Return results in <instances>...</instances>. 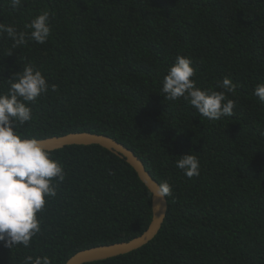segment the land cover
Masks as SVG:
<instances>
[{
	"label": "trees",
	"instance_id": "16d2710c",
	"mask_svg": "<svg viewBox=\"0 0 264 264\" xmlns=\"http://www.w3.org/2000/svg\"><path fill=\"white\" fill-rule=\"evenodd\" d=\"M49 12L46 43L14 46L0 34V93L25 65L42 71L49 91L29 106L33 119L14 130L37 139L104 134L134 151L161 184L168 212L147 245L86 264H264V0H0V23L25 25ZM178 56L196 86L235 84L231 116L209 120L162 82ZM55 85V90H52ZM192 152L200 175L176 167ZM66 173L47 198L31 245L0 242V264L47 255L66 264L77 252L130 241L152 221V194L125 159L99 145L51 151Z\"/></svg>",
	"mask_w": 264,
	"mask_h": 264
},
{
	"label": "clouds",
	"instance_id": "9594fccd",
	"mask_svg": "<svg viewBox=\"0 0 264 264\" xmlns=\"http://www.w3.org/2000/svg\"><path fill=\"white\" fill-rule=\"evenodd\" d=\"M16 9L22 0H9ZM49 12L43 11L25 25L30 32L18 31L12 25L0 23V34L6 33L14 46L28 40L44 44L51 35ZM195 69L187 56H178L165 75L161 93L169 101L181 98L199 114L209 120L231 116L235 101L227 93L235 92V84L224 78L219 85L223 91L201 89L192 77ZM7 93H0V242L6 247L31 245L32 238L41 232V220L46 197H55L59 182L66 176L63 164L53 156L48 147L36 137H25L14 130L33 119L31 102L49 91L42 71L25 65L13 74ZM52 90L56 86L52 85ZM254 94L264 101V83L257 84ZM185 176L191 179L200 175L199 158L192 152L181 155L175 162ZM171 185L163 181L158 188L161 197L171 194ZM23 264H52L47 256L29 255Z\"/></svg>",
	"mask_w": 264,
	"mask_h": 264
},
{
	"label": "water",
	"instance_id": "95a60500",
	"mask_svg": "<svg viewBox=\"0 0 264 264\" xmlns=\"http://www.w3.org/2000/svg\"><path fill=\"white\" fill-rule=\"evenodd\" d=\"M50 151L71 145H99L116 154L130 164L137 172L141 181L152 194V221L147 230L140 236L126 242L99 245L84 249L74 254L66 264H86L124 255L142 248L150 243L160 232L168 212L167 196L158 193L159 182L147 170L141 158L124 144L114 138L97 133L73 132L62 136L41 138Z\"/></svg>",
	"mask_w": 264,
	"mask_h": 264
}]
</instances>
